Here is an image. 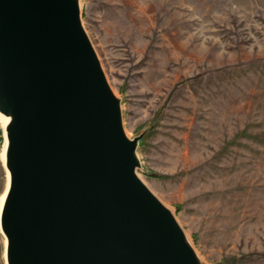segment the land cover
<instances>
[{"label": "rangeland", "instance_id": "obj_1", "mask_svg": "<svg viewBox=\"0 0 264 264\" xmlns=\"http://www.w3.org/2000/svg\"><path fill=\"white\" fill-rule=\"evenodd\" d=\"M138 175L203 264H264V0H80ZM0 153V201L7 183ZM0 229V264H6Z\"/></svg>", "mask_w": 264, "mask_h": 264}, {"label": "water", "instance_id": "obj_2", "mask_svg": "<svg viewBox=\"0 0 264 264\" xmlns=\"http://www.w3.org/2000/svg\"><path fill=\"white\" fill-rule=\"evenodd\" d=\"M7 264H203L138 175L80 0H0Z\"/></svg>", "mask_w": 264, "mask_h": 264}, {"label": "bare ground", "instance_id": "obj_3", "mask_svg": "<svg viewBox=\"0 0 264 264\" xmlns=\"http://www.w3.org/2000/svg\"><path fill=\"white\" fill-rule=\"evenodd\" d=\"M0 119L2 120L3 124L6 126L7 122L9 121V117L0 112ZM6 139H7V137H6ZM6 143H7V141L5 140L4 146H3L2 150H1V159H2V162H3L4 165H5V159H6ZM7 178H8L7 187H6L5 191H4V193L1 195L0 214H1V209H2V206H3V202L5 200V196H6L8 187H9V171L8 170H7ZM0 229H1V227H0ZM5 244H6V237H5ZM5 258H6V252H5ZM6 264H7V262H6Z\"/></svg>", "mask_w": 264, "mask_h": 264}, {"label": "built area", "instance_id": "obj_4", "mask_svg": "<svg viewBox=\"0 0 264 264\" xmlns=\"http://www.w3.org/2000/svg\"><path fill=\"white\" fill-rule=\"evenodd\" d=\"M5 140H6L5 125L3 124L2 120L0 119V152L4 146Z\"/></svg>", "mask_w": 264, "mask_h": 264}, {"label": "crops", "instance_id": "obj_5", "mask_svg": "<svg viewBox=\"0 0 264 264\" xmlns=\"http://www.w3.org/2000/svg\"><path fill=\"white\" fill-rule=\"evenodd\" d=\"M1 153V152H0ZM6 176H7V171H6ZM7 182H8V180H7ZM5 187H4V190H3V192H2V194L4 193V191H5V189H6V187H7V183H6V185H4ZM1 194V195H2Z\"/></svg>", "mask_w": 264, "mask_h": 264}]
</instances>
